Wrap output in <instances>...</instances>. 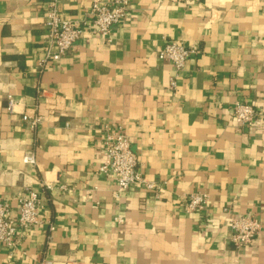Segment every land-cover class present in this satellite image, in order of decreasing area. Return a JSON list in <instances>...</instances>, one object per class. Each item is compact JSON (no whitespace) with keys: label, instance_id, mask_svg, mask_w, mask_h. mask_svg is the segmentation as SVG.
Returning <instances> with one entry per match:
<instances>
[{"label":"crops","instance_id":"1","mask_svg":"<svg viewBox=\"0 0 264 264\" xmlns=\"http://www.w3.org/2000/svg\"><path fill=\"white\" fill-rule=\"evenodd\" d=\"M49 1L0 0V199L16 210L36 191L43 204L40 224L0 243V264H264V0H128L108 37L87 29L46 63ZM93 1L61 0V14L82 19ZM171 39L198 49L178 75L158 56ZM237 101L254 122L235 123ZM24 113L46 119L32 129ZM107 123L123 127L155 191L115 196L99 172ZM196 191L208 202L190 212ZM225 208L260 220L250 245L230 241Z\"/></svg>","mask_w":264,"mask_h":264},{"label":"built area","instance_id":"2","mask_svg":"<svg viewBox=\"0 0 264 264\" xmlns=\"http://www.w3.org/2000/svg\"><path fill=\"white\" fill-rule=\"evenodd\" d=\"M61 0H50L46 11V26L48 30L46 56L43 60L46 63L60 60L66 55L72 45L78 41L85 31L108 37L111 29L122 24L130 12L128 0H94L82 19H69L62 16L60 11ZM171 3H183L188 0H167ZM197 48L189 47L178 40H168L159 50L158 56L162 60H169L176 75L184 70L191 55L197 52ZM176 75L170 78V87L177 85ZM39 98H44L48 104L47 112L49 117H58V101L49 100L46 91L40 90ZM13 95H8V110L13 111L15 104ZM235 123L238 126H246L254 122L257 117L255 107L249 102L237 101L233 107ZM23 119L29 127L34 129L45 121L43 115L30 116L24 113ZM103 131L102 138V160L99 165V172L107 176L117 185L115 196L119 197L124 191L132 186L144 187L149 191H155L158 185L145 179L139 169V158L131 149V141L121 125L113 126L103 124L100 126ZM25 163L35 164V153L27 151L24 154ZM50 187V186H49ZM62 189L66 188L64 185ZM208 202V194L204 191L192 192L187 197L186 209L199 212L204 210ZM43 204L36 191H30L27 195L17 198V209L15 210L8 200L0 199V243L9 246L15 244V237L20 230L30 229L42 222ZM229 213L231 226L230 241L237 248L250 245L262 229V224L256 215H236ZM117 222H123V217H115ZM49 264L48 261L44 262Z\"/></svg>","mask_w":264,"mask_h":264}]
</instances>
